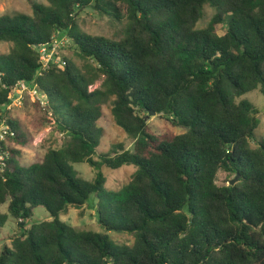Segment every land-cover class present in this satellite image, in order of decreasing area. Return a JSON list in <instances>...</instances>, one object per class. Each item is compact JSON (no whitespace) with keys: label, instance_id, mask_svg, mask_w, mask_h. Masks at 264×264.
<instances>
[{"label":"trees","instance_id":"16d2710c","mask_svg":"<svg viewBox=\"0 0 264 264\" xmlns=\"http://www.w3.org/2000/svg\"><path fill=\"white\" fill-rule=\"evenodd\" d=\"M46 1L33 2L31 15H0V43L11 45L0 53V122L9 94L25 83L45 95L68 139L64 150L29 165L7 147L0 234L9 216L19 230L0 251V264H264V139L255 140L258 110L240 99L255 89L264 95V0ZM205 5L215 13L196 28ZM85 9L123 22L121 37L81 33L76 19ZM57 33L72 40L83 70L59 55L43 66L39 49ZM108 100L133 146L94 160ZM48 110L41 120L50 122ZM152 111L183 132L154 133ZM6 121L14 132L7 139L19 144L17 123ZM82 162L135 170L114 191L101 171L91 181L78 177L72 164ZM220 171L239 179L218 185ZM92 196L102 232L60 219ZM40 207L50 220L27 227ZM110 232L134 241L116 244Z\"/></svg>","mask_w":264,"mask_h":264},{"label":"rangeland","instance_id":"374dc122","mask_svg":"<svg viewBox=\"0 0 264 264\" xmlns=\"http://www.w3.org/2000/svg\"><path fill=\"white\" fill-rule=\"evenodd\" d=\"M33 2L46 4V0H0V15H10L24 13L31 15V5ZM215 10L209 5L203 8V15L197 22L196 28L205 27ZM77 28L81 33L90 35H100L109 38L118 39L122 35L123 22L112 21L109 16H102L91 9H85L80 12L76 19ZM218 34L225 32V26L218 25ZM55 36L60 40L58 51L55 55H59L61 59L64 57L73 62L77 67L83 68L85 61L77 55V49L73 46L72 40L67 33H57ZM11 45L8 43H0V53H7ZM83 70V69H82ZM102 78L95 81L89 86L90 90L95 89L101 83ZM17 95V94H16ZM16 99V97H15ZM251 103L257 110L258 126L255 130V140L264 139V95L259 89L252 90L240 97ZM240 99H237L239 101ZM111 101L108 100L101 107L102 113L98 120V124L102 129V136L99 145L94 155V160L98 159L99 154H111L113 149L118 145H123L125 148L133 146V139L113 120L110 112ZM48 110L47 98L43 93L37 91L34 93H23L15 100L10 108L5 111V117L14 120L22 135L23 141L19 144L9 141L8 146L15 148L20 153L17 156L18 162L21 165H29L35 162H40L48 150H64L67 143V136L64 135L56 126L54 120L50 117L51 111L48 110L50 122L41 120L42 115ZM148 125L156 134H162L166 131L181 133V127H173L164 117L160 115H147ZM255 146V143L252 142ZM73 168L78 177L84 180H93L98 171H101L106 178L105 187L108 190L117 191L127 184L135 170L132 165H125L118 169H109L104 166L100 169H95L89 164L73 163ZM234 178L233 174L220 171L216 178L218 185L229 184V181ZM9 200V198H8ZM7 202L0 205V212H7ZM97 198L92 196L87 204L80 208L68 207L65 213L60 215V219L66 224L81 231L102 232L96 210ZM50 220L47 211L40 207L34 210V215L31 220L27 221V227L32 222ZM17 220L8 217L0 234V251L3 246H11L13 236L18 232ZM109 238L116 244L130 245L134 241V237L128 233H108Z\"/></svg>","mask_w":264,"mask_h":264},{"label":"built area","instance_id":"2783aa9c","mask_svg":"<svg viewBox=\"0 0 264 264\" xmlns=\"http://www.w3.org/2000/svg\"><path fill=\"white\" fill-rule=\"evenodd\" d=\"M53 39L54 40L52 41L51 45L49 46L45 45L39 49V58L44 67H48L51 64V62L56 63L58 61L55 53L59 47L58 44L60 43V40L56 36H54ZM60 48L61 47H59V49ZM37 91L38 90L36 86L28 87L25 83H21L9 94L8 97L10 98L11 102L7 106V109L10 108V105L15 100H17L21 94L26 92L36 94ZM6 119L7 118H3L0 122V174H4L6 172V168L8 166L7 162L10 157V152L7 149V147L9 148L8 146L9 139H7V135L14 136V132L11 129L10 125L7 123Z\"/></svg>","mask_w":264,"mask_h":264},{"label":"water","instance_id":"95a60500","mask_svg":"<svg viewBox=\"0 0 264 264\" xmlns=\"http://www.w3.org/2000/svg\"><path fill=\"white\" fill-rule=\"evenodd\" d=\"M148 115H155V112H149V114ZM238 179H239V177H238V175H236V177L235 178H233V179H231L230 181H229V185H233L235 182H237L238 181Z\"/></svg>","mask_w":264,"mask_h":264}]
</instances>
